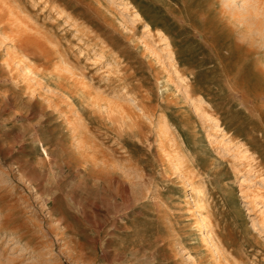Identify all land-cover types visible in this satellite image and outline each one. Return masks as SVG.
Masks as SVG:
<instances>
[{
    "label": "rangeland",
    "instance_id": "374dc122",
    "mask_svg": "<svg viewBox=\"0 0 264 264\" xmlns=\"http://www.w3.org/2000/svg\"><path fill=\"white\" fill-rule=\"evenodd\" d=\"M256 25L264 0H0V264H264Z\"/></svg>",
    "mask_w": 264,
    "mask_h": 264
},
{
    "label": "bare ground",
    "instance_id": "6f19581e",
    "mask_svg": "<svg viewBox=\"0 0 264 264\" xmlns=\"http://www.w3.org/2000/svg\"><path fill=\"white\" fill-rule=\"evenodd\" d=\"M237 7H238V6H237ZM230 14H231V13H230ZM240 17H241V16H240ZM247 19H248V18H247ZM256 27H257V30H258L260 36L264 38V27H258L257 25H256ZM201 229H202V228H201ZM201 232L203 233L202 230H201Z\"/></svg>",
    "mask_w": 264,
    "mask_h": 264
}]
</instances>
